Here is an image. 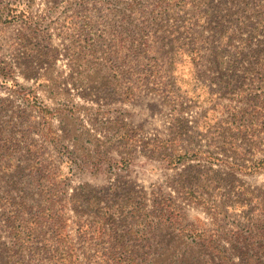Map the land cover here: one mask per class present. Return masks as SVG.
I'll use <instances>...</instances> for the list:
<instances>
[{
	"label": "rangeland",
	"instance_id": "obj_1",
	"mask_svg": "<svg viewBox=\"0 0 264 264\" xmlns=\"http://www.w3.org/2000/svg\"><path fill=\"white\" fill-rule=\"evenodd\" d=\"M244 1L231 8L232 17L238 18L232 22L231 16L205 19L207 3L201 0H0L1 20L14 16L11 2H18L31 19L25 22L18 16L0 21V66L12 67L10 78L17 83L12 88L0 86V128L4 130L0 145H8V140L14 144L9 162L21 169L19 174L0 177V252L13 247L7 216L37 212L44 202L25 167L24 146L29 142L35 143L38 158L57 174L55 206L61 220L45 224L39 241L17 251L12 260L22 264H55L58 256L68 254L81 264H113L114 258L131 250L150 258L149 264H191L190 258L178 259L182 249L177 250L169 229L154 227L141 236L147 227L139 223L142 213L134 217L131 204L142 203L154 215L150 204L154 195L173 197L190 228L218 229L225 236L246 231L249 220L253 228L264 219V166L228 177L223 163L204 157L168 167L163 157L168 150L153 149L158 139L168 136L175 119L183 117L193 130L195 120L207 110V104L194 102L187 94L194 83L193 70L199 68L202 80L209 83L212 50L217 49L226 61L237 57L239 66L242 59L235 53L245 46L241 39L249 34L258 38L252 27L264 16L263 0ZM247 6L257 11L249 18L253 23L245 19ZM189 39L193 44H187ZM253 40L248 48H255ZM194 44L200 46L201 58L193 59ZM173 81L182 96L175 101L166 92ZM34 102L52 112L42 118L33 110ZM215 102V112L209 109V116L227 117L229 100L221 97ZM9 120L14 123L12 129L7 126ZM125 128L137 138L126 165L121 159ZM50 130L54 139L45 137ZM195 139V144H182L218 152L207 138ZM263 156L264 151L251 153L252 158ZM214 172L216 181L208 187L202 182L205 185L197 192L218 202L235 198L233 191L251 197L250 205L220 214V221H213L204 206L178 197L184 195L183 175L195 174L198 184ZM143 238L147 241L139 240ZM237 242L231 236L222 241L231 260L245 264L243 242L235 248ZM255 242L247 246V252L257 249ZM167 252V258L159 259L160 253ZM207 258L204 255L201 264H209Z\"/></svg>",
	"mask_w": 264,
	"mask_h": 264
},
{
	"label": "trees",
	"instance_id": "obj_2",
	"mask_svg": "<svg viewBox=\"0 0 264 264\" xmlns=\"http://www.w3.org/2000/svg\"><path fill=\"white\" fill-rule=\"evenodd\" d=\"M201 1L202 3H207L205 19L208 18L209 20H212L213 17L217 19L219 16V19L226 16L232 17V14H235V12L232 11L231 8L235 7L234 5H238V0H217L216 3H213L211 0ZM245 3L247 5L248 1ZM11 5L10 11L13 12L14 16L8 20H1L2 18H0V21H12L19 16L25 22H31L27 13L23 9L18 8V2H11ZM239 7L241 8V6ZM262 7L264 8V0L262 2ZM247 9L249 14L245 15V19H247V23H253L249 21V18H252L253 15L255 17L257 11L248 6ZM200 18L201 17H199V19ZM202 19L203 15L200 20ZM230 19L232 22L238 20V18L233 17ZM256 21L257 26L255 28H253V26L252 30L254 34L259 35L258 38L250 34L247 38H242L241 43L245 46H243L242 50L240 49L241 51L237 49L235 53L242 59V64H240L242 65L241 68L239 67L240 65L238 66L235 63L237 57H235V59L229 58L230 60L226 61L223 54L215 49L211 51L213 58L211 60L212 66L209 67L211 72L209 83L202 80V73L199 68L193 70L194 83H192V87L187 91V94L189 93L188 95L194 102L197 101L205 105L207 104L208 107L204 114L195 120L193 130H191L192 125L189 127L183 117L178 118L175 119V122L168 129V136L158 139L156 143H154L153 149L159 147L163 151L168 150V152H165L166 155L163 156L168 167L177 166L179 163L189 159L204 157L210 162L218 161L223 163L228 169L226 175L228 177H235L237 173L248 174L257 172L264 166V156L251 157L252 152L264 151V31L261 30L264 29V16L257 18ZM242 23L243 22H241V24ZM217 26L224 27V24H218ZM227 38L229 39L230 36ZM253 38L255 48H248V43H250ZM187 44H193L191 39L187 41ZM195 45L196 44L191 48L193 59L201 58L200 46ZM244 49L247 50V53L243 52ZM11 68L12 67L7 65L0 66V86L6 85L12 88L17 84L13 77L10 78ZM174 82L175 81L168 84L166 92L167 95L171 96L175 101L182 98V96L178 93V89L174 86ZM254 82L257 83L254 84ZM212 84L215 85L214 88L211 87ZM23 89L24 88H21V90ZM127 93L130 95L131 90L128 89ZM24 97H28V92H26ZM221 97H225L229 100L230 106L228 109L231 110L230 114L225 118H220L217 115L213 117L209 116V109L213 112L214 109H212V105L216 106V102L214 103V101ZM199 98L202 100L199 101ZM235 102H244V104H242L243 106H237ZM32 106L35 112L41 114L42 118L46 117L47 113L52 112L47 106L37 104V102H34ZM10 124L14 123L11 120L7 121V126L11 127ZM43 126H45V123H43ZM28 127L30 126L28 125ZM3 131L4 130L0 128V137ZM44 133L47 138H55L51 130ZM48 134L50 136H48ZM195 137H198L200 141L201 139L207 138L210 140L208 142L218 149V152L208 153L200 148H196L195 145L191 148L183 146V142L188 143L187 145L195 144V142H197ZM123 140L125 142V157H121V159L126 165L130 159V150L137 140L132 129L125 128ZM8 142L10 146L6 143L0 145V177L12 173L19 174L21 172L20 168L11 165L9 162L14 144H11L9 140ZM17 147H19V145H16V148ZM24 149L25 167L28 170L27 174L32 177V179H35L39 194L43 196L44 202L41 203L37 212L27 215L23 214V216L21 214H17L16 216L15 213L7 216L6 222L9 229L11 246L13 247L12 249L4 248L7 253L0 252V264H15L16 262L22 264L19 259H16V261L12 260V257L16 255L17 251L20 253L29 243L35 240L39 241L38 238L45 224L61 220L58 206H55L57 204V195L54 191L56 190V183L58 181L56 172L51 168V165L43 163V161L38 158L35 143H27ZM215 172L213 175H208L198 184L197 182L194 183L197 178L195 174L183 175L185 178L182 179L181 185L184 195L178 197L182 200L190 199L191 201L197 202L205 207L207 210L206 212L213 221H220V214L226 213L228 210L232 209H244L247 205H250L251 197L248 196V198H245L240 195L241 193L233 191L231 194H233L235 198L225 197L218 202L216 198H211L210 195L204 196L203 193L197 192L196 189L204 187L206 184L205 182H207L208 187L216 181L214 178L216 177ZM248 193L251 192H246V194ZM150 200L154 215L152 214V210L147 209L142 203H140V205L131 204L133 205L131 212L134 213V217L137 218L138 213H142L139 223H143V226L147 227L146 230L142 228L141 236L146 237V233L149 232V229L154 227H165L169 229V232L173 235L172 237H176L173 242H175L177 250L182 249L180 254L181 258H178L181 262L185 258H190L191 264H201L204 255H207L209 264H235L228 255L225 244L222 243L224 239L231 236L233 240L237 239L238 241L235 248H240L238 243L243 242L242 247L245 255L243 261L245 264H264V219L258 220L259 223L253 228V221L249 220L246 231H233L231 232L232 235L225 236V231H219L218 229L209 232L206 229L190 228L187 226L184 222V212L181 209L182 206L177 204L173 197L163 198L160 195H154ZM19 206L21 209L25 210V206H22V203H20ZM106 215L107 212L105 211L101 224L104 222ZM254 230H256V233H254ZM254 237L257 238L247 243L244 242L245 239L248 241ZM259 238L263 240V242L256 244V240ZM139 240L147 241V238ZM227 241L228 240L225 242ZM254 242L257 249L254 252H247V246ZM158 256L159 259L167 258L168 252L165 254L160 253ZM156 260L157 259L154 258V261ZM149 262L150 258L148 260V257L145 256L138 257L132 250L126 255L121 254L117 256L113 260V264H149ZM55 264L81 263L72 254H68V256H58Z\"/></svg>",
	"mask_w": 264,
	"mask_h": 264
}]
</instances>
